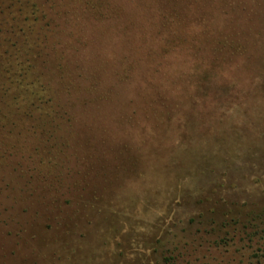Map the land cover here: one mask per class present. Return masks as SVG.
<instances>
[{
    "label": "rangeland",
    "instance_id": "374dc122",
    "mask_svg": "<svg viewBox=\"0 0 264 264\" xmlns=\"http://www.w3.org/2000/svg\"><path fill=\"white\" fill-rule=\"evenodd\" d=\"M0 24V264H264V0H0Z\"/></svg>",
    "mask_w": 264,
    "mask_h": 264
},
{
    "label": "trees",
    "instance_id": "16d2710c",
    "mask_svg": "<svg viewBox=\"0 0 264 264\" xmlns=\"http://www.w3.org/2000/svg\"><path fill=\"white\" fill-rule=\"evenodd\" d=\"M15 7V5H13L12 3H10V8H14ZM12 12V11H11ZM41 14V16H42V18L43 19H46L48 22H49V24H50V22H52L51 21V18H50V16L48 15V14H46L45 12L44 13H40ZM14 16L12 15V18H13ZM1 25V24H0ZM29 29H31V28H29ZM2 30H3V28H1L0 27V33L2 32ZM15 35V34H14ZM18 35V34H17ZM24 35H25V37H27L26 36V34L24 33ZM44 38V37H43ZM22 38L21 37H19V36H17L16 37V40H17V43H19L20 44V40H21ZM1 40H2V37L0 36V45H2V43H1ZM16 40H15V42H16ZM16 45V44H15ZM21 45V44H20ZM18 46V45H17ZM24 75V74H23ZM22 74H20L19 76H18V78L20 79V81H19V79H17L18 81H19V84L20 85H23V83H24V79L25 80H27V77H26V75L25 76H23ZM26 85H28L27 84V82H26ZM28 94H31V95H33L32 96V99H33V101H32V107H35V109L38 111H40V113H43V115L44 116H48V115H52V114H55V113H59V112H57L56 110L54 111V110H52V107H51V105H52V102H53V98H51L50 97V99H46V98H48L49 97V95L47 94V93H45V94H41L40 96L42 97V99L39 101V100H36V98H37V94L35 93V91H30ZM44 99H46V100H44ZM38 103H39V105H38ZM49 106V108H48V110H46L45 108L46 107H48ZM52 117V116H51Z\"/></svg>",
    "mask_w": 264,
    "mask_h": 264
}]
</instances>
